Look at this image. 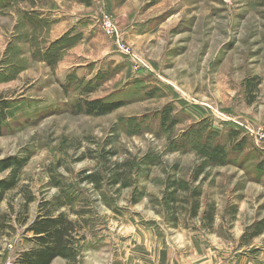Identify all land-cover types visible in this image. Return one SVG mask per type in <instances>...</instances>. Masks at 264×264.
Instances as JSON below:
<instances>
[{
    "label": "rangeland",
    "instance_id": "1",
    "mask_svg": "<svg viewBox=\"0 0 264 264\" xmlns=\"http://www.w3.org/2000/svg\"><path fill=\"white\" fill-rule=\"evenodd\" d=\"M79 100L122 106L75 114ZM0 102L11 107L0 163L27 160L0 210L19 211L33 197L31 221L39 203L69 194L62 211L85 222L78 264H108L117 249L94 255L93 240L140 250L129 240L135 224L160 230L181 252L193 244L264 263V232L248 236L264 223V0H0ZM222 143L223 163L193 184L199 148ZM101 168L121 173L119 184H80ZM173 180L201 192L197 218L163 204ZM22 231L1 239L0 264L26 244Z\"/></svg>",
    "mask_w": 264,
    "mask_h": 264
},
{
    "label": "trees",
    "instance_id": "2",
    "mask_svg": "<svg viewBox=\"0 0 264 264\" xmlns=\"http://www.w3.org/2000/svg\"><path fill=\"white\" fill-rule=\"evenodd\" d=\"M248 84L250 89L252 83L249 81ZM121 106V103L118 102L105 103L100 100H79L73 106V112L75 114L102 116L111 113ZM10 108L8 102H0V136L2 134L3 123L7 119ZM162 115L165 126L174 125V122L169 117V113ZM187 140L186 135L185 143ZM223 147L224 144L222 143L214 147L202 145L199 148L201 159L191 175V182L193 184L205 180L206 169L211 167V165L219 166L223 163L226 155ZM26 161L14 159L0 163V171L11 169L10 175L6 179L0 180V204L5 200L6 192L16 187L18 170L25 166ZM107 172V169L101 168L94 173L85 174L81 177L80 184H90L95 189H100L104 182L108 184L110 182L112 187L119 184L123 175L116 172H110L108 175ZM124 184L126 187L129 186L127 183ZM200 197L201 192L198 189H191L187 181L173 180L166 188L163 204H167V209L172 213L180 212L191 218H197L201 208ZM65 200L70 202L72 198L69 194L64 193L61 197L57 196V199L55 198L53 202L45 201L39 203L37 214L31 221L27 216V211L28 205L34 201L33 197H27L19 207V211H15L13 207H10L7 213H3L0 210V253L2 251L1 239L4 237L10 238L11 235L16 233V228L19 227L23 229L22 234L25 242L32 243V247L17 253L15 264H51L56 258L65 259L69 264H78L77 246L80 240L82 241L84 238L82 232H84L85 227L83 225L85 222L73 220L65 211H62L66 204L64 203ZM209 208L210 210L204 214V217L208 223H212L214 208L211 205ZM84 212V209L79 211L81 218H83ZM170 222L174 224V222H178V218L171 216ZM263 232L264 223L260 222L250 227L248 236L250 239H254ZM26 234L29 236H26Z\"/></svg>",
    "mask_w": 264,
    "mask_h": 264
},
{
    "label": "crops",
    "instance_id": "3",
    "mask_svg": "<svg viewBox=\"0 0 264 264\" xmlns=\"http://www.w3.org/2000/svg\"><path fill=\"white\" fill-rule=\"evenodd\" d=\"M130 226H132V236L129 240L136 241L139 246L138 249L140 250L131 249L129 246L118 247L119 241L109 243L106 247L102 246L103 241L96 243L93 240L94 245L91 249L95 252L94 255H101L100 253L112 247H117L115 251H110L107 254L103 253L109 256L108 264H262L256 258H247L245 256L231 257L229 260L228 255L218 253L211 247L205 249L202 246H195L193 244H189L188 252H181L177 248V245H168L165 235L160 230L149 228L148 224H135ZM179 232L183 235L189 234L185 230ZM191 237L192 235H190ZM25 243L17 253L32 247V243ZM136 252H143L145 255L141 257L136 255ZM16 254L15 256H17ZM190 254H199L201 257L197 259L195 256H190ZM51 264H68V261L62 258H56Z\"/></svg>",
    "mask_w": 264,
    "mask_h": 264
},
{
    "label": "built area",
    "instance_id": "4",
    "mask_svg": "<svg viewBox=\"0 0 264 264\" xmlns=\"http://www.w3.org/2000/svg\"><path fill=\"white\" fill-rule=\"evenodd\" d=\"M101 28L103 30V32L105 34H110L111 33V37H115L116 32L114 27H111L110 23H107L106 20H101ZM118 51L123 54L125 57H127L129 59V61L136 67V68H140L142 64H140V62L136 61L134 58L130 57L127 49L122 46V48H118ZM9 248L11 249V245L9 246ZM15 258L16 256L13 255L11 258H7L6 261L3 264H15Z\"/></svg>",
    "mask_w": 264,
    "mask_h": 264
}]
</instances>
